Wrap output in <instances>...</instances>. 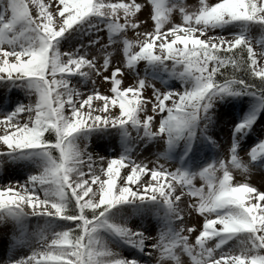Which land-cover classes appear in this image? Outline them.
Segmentation results:
<instances>
[{
  "label": "snow or ice",
  "instance_id": "6c2138e0",
  "mask_svg": "<svg viewBox=\"0 0 264 264\" xmlns=\"http://www.w3.org/2000/svg\"><path fill=\"white\" fill-rule=\"evenodd\" d=\"M172 7H166L165 0H0V74L28 78L36 94L33 104L0 117V142L9 149L51 146L59 154L53 158L45 153L47 165L29 178L33 184L47 186V198L26 185L2 186L0 209H30L60 217L65 215L70 193L78 215L66 218L79 221L78 234L71 230L56 233L18 264H138L135 259L114 256L98 231L111 229L131 237L129 242L142 244L145 238L110 223L104 214L130 199L158 198L181 223L148 245L153 250L150 255L158 253L156 264H184L182 254L192 264H264V185L257 187L233 176V170L251 174V162L264 154V140L250 149L244 162L233 142L227 158L193 173L170 168L159 157L136 161L120 156L101 163L103 158L94 159L73 140L81 129L128 122L141 125L150 136L163 134L161 139L167 137L169 144L182 136L190 139L196 121L218 94L249 90L234 75L217 81L221 69H243L264 83V44L260 40L255 41L257 52L244 35L209 34L210 25L227 20L264 25V0H217L210 5L198 0L192 7H179V23L170 21ZM88 16L104 19L108 42L99 44L94 55L59 51L57 38ZM130 31L135 38H128ZM100 39L97 36L88 43ZM141 59L171 61L177 75L190 79V86L182 91H160L141 78L125 86L126 74ZM76 73L91 79L93 89L88 94L82 96L67 78ZM253 118L242 120L234 132L246 129ZM47 131L55 134L54 142L44 140ZM142 175L146 178L141 179ZM197 175L203 181L199 186L193 182ZM101 208L104 211L96 213ZM88 210L93 211L91 216ZM194 213L203 217L202 226L199 218L185 226L186 214L192 217ZM245 233L237 249L216 251L226 239ZM190 236L195 237L194 244ZM221 236L214 246H208L209 240Z\"/></svg>",
  "mask_w": 264,
  "mask_h": 264
},
{
  "label": "bare ground",
  "instance_id": "6f19581e",
  "mask_svg": "<svg viewBox=\"0 0 264 264\" xmlns=\"http://www.w3.org/2000/svg\"><path fill=\"white\" fill-rule=\"evenodd\" d=\"M141 19L143 20L144 17H141ZM244 30L243 25L235 23L228 24L220 30H210L211 33L209 34L231 36L242 34ZM262 37L263 39L259 40L261 44H264V35ZM90 38L91 33L82 34L80 31H72L71 33L68 32V34L63 33L61 37L57 38L56 46L61 52L76 50L80 53L87 51L89 54L94 55L93 44L86 43V40ZM122 56L121 51V59ZM139 61L135 63L134 69L142 67L141 79L145 80L147 75L149 77L154 76L148 81L154 89L160 91L173 89L182 91L190 86L187 80L176 74L172 68L171 61H163L160 65L151 67L140 66ZM113 63H116V61H113ZM67 78L73 86L80 90L82 96L92 90V81L86 75L82 76L76 73L69 75ZM135 79L136 77L129 71L125 78L126 86L134 83ZM24 85L25 81L17 78L15 74L12 77L0 74V117L15 113L18 108L35 102L36 97L34 95L36 94L32 95L28 93V90L21 89ZM166 103L170 102L166 101ZM252 108L253 102L250 98L241 96L232 98L223 102L213 111L209 117L211 122L206 127L203 135L194 139L192 144L181 145L170 152L160 147L148 146L136 154H130L127 158L141 161L153 160L159 157L161 162L166 161L170 168L184 169V167H190L194 172H198L206 161L215 160L226 154L227 149L232 146L233 142L238 145L237 154L247 156L250 149L257 145L255 140L260 141L264 137V110L261 115V129L258 134L249 132L240 136L242 130L234 132V129L242 120H247L251 117L253 114ZM20 115L26 114L21 113ZM229 120L231 121V126L228 129H222V125L229 122ZM115 126L107 125L81 129L78 132L80 134L78 137L81 138L82 148L91 153L94 159L96 156L103 158L101 163H106L108 159L115 158L121 154L116 135L113 133ZM2 134L3 131L0 130V135ZM180 156L181 158L178 159ZM0 160L5 161L4 165L0 167V187L22 184L26 185L29 190L34 191L41 198H47L44 194V189L47 186L33 184L29 180L31 176L38 175L48 163V158L40 153L36 147L9 149L0 142ZM262 164L264 165V154H260L256 161L251 162L253 169L250 174L251 177L246 178L247 182H251L257 187L264 185V167L261 166ZM84 170L87 171V168L85 167ZM121 171L123 172V169ZM27 175V183H24V180L22 181L21 179L26 178ZM100 175L101 179L106 178L102 173ZM145 178L142 175L141 179ZM117 183H121L119 178H117ZM261 190H264V188ZM184 206V204L181 205V207ZM156 208L161 211H157ZM164 212L166 213L165 215ZM166 216L172 218L176 223H181V220L175 218L172 208L166 205L162 199H130L107 210L105 218L110 223L126 227L130 233L139 234V236L145 238L143 243L129 242L131 237L121 236L107 228L100 229L98 237L116 257L132 258L138 261V264H156L155 256L150 255L153 251L152 249L147 246L150 251L143 252V254H140V251L146 247V243L155 242L154 234L158 225L162 221L167 220ZM197 218H199L202 226L203 217H199L195 213L192 217H188L186 214L185 226H192L191 222ZM64 224L65 222L55 215H48L44 212H32L30 209H25L21 212L17 209V218L0 227V264H18L21 259L30 256L54 234L61 232ZM38 226H41L40 229H38ZM162 234H165V232L163 231ZM108 237L116 242L108 241ZM222 238V236L215 237L209 241L213 242L212 246H214ZM244 239H246L244 234L228 238L216 251L235 250L240 247L241 241ZM189 242L194 244L195 237L190 236ZM181 260L184 261V264H188L182 257Z\"/></svg>",
  "mask_w": 264,
  "mask_h": 264
},
{
  "label": "rangeland",
  "instance_id": "374dc122",
  "mask_svg": "<svg viewBox=\"0 0 264 264\" xmlns=\"http://www.w3.org/2000/svg\"><path fill=\"white\" fill-rule=\"evenodd\" d=\"M112 2H117V0H112ZM138 2H140V0H138ZM213 2H217V0H206V3H208L209 5ZM197 3H198V0H165L166 7L169 5L174 6V7H172V10L170 12V21L173 23L181 22V16L178 13L179 7L180 6L192 7ZM104 23H105V21L101 17L88 16L85 19H83L82 21L73 25L71 28L67 29L64 33L68 34V32L71 33L72 31H80V32H82V34H86V33L90 34L91 33V38L87 39L86 43H88L90 40L95 39L97 36H100L101 37L100 41H98L96 44H93V49H94L93 53L96 54V51H97L99 44H101V43L106 44L108 42V39H109V33H108L107 29H104L102 27V25ZM235 23H238V24H241L244 26V29H245L244 32L242 34H239V35H244L248 39L252 40L254 49L257 52H259L260 51L259 46L255 43V41L259 40V39L260 40L263 39L262 35H264V25H261V24L255 23V22L227 20L225 22H222V23H219L216 25H210L209 30H220L228 24H235ZM128 38L129 39L135 38V33L130 31L128 33ZM113 46H115V45H113ZM121 47H122V45H121ZM161 63H162L161 61H148L145 59H141L139 61L140 66H144V67L158 66ZM134 65L132 66L130 73L136 78H142V67L139 69H134ZM16 77L23 79L25 81V85L21 89L28 90V93H30L32 95L35 94V90L32 87H30L28 78L18 77V76H16ZM153 77L154 76L149 77L147 75V77L145 78V81L148 82ZM183 78L185 80H187L189 82V85H190V83H191L190 79H188L187 77H183ZM124 84L126 86L125 80H124ZM97 87H100V82H98ZM91 88L93 89V84H91ZM248 89H253V88H248ZM100 90L102 92H106L105 88H100ZM148 91H152V88H149ZM252 91L253 90H248V91L241 90V91L236 92V93H229L228 92V93L218 94V96L212 100L211 107L207 110L206 113H204L203 118L198 119L196 121L195 126L193 128L192 137L189 139L187 137L182 136L180 138H177L172 144H169L167 142V137H165L164 139H161V136L163 134H161V136H150V135L146 134L141 125H133L131 122H128L124 125H116L114 127L113 133L116 135L119 151L121 153V154L117 155L116 157H120V156L129 157L130 154L131 155L136 154L137 152L141 151L143 148L148 147V146L149 147L154 146L157 148L160 147V148L166 150L167 152H170L171 150L177 149L181 145L192 144V141L194 139L199 138L203 135L206 127L211 122L209 117H210V115H212L213 111L216 108H218L223 102H225L227 100H231L232 98L239 97V96L248 97L252 100V102H253V108H252L253 114L251 115V117H254L253 119H251V122L248 124L246 129L242 130V133L240 134V136H242V134L249 133V132H254V133L258 134L259 130L261 129L260 119H261L262 112L264 110V96H261L260 94L257 95L258 91H256V90H255L256 92H252ZM34 96L36 97V95H34ZM117 109H118V105H117ZM230 126H231V121L229 120V122H226L222 125V129H228ZM78 135H80L78 132L75 133L73 136V140L78 147H83V145L81 143V138L78 137ZM54 136H55V134H54ZM55 139H56V136H55ZM261 140H264V137H262ZM260 141H258L256 139L255 143L258 144ZM51 148L50 147H36V149L40 153H42L45 157L48 158V155L45 154V153H48L53 158H58V155H59L58 150L55 147H51ZM239 157H240L241 162H244L246 159H248V157L244 154H240ZM180 158H181V156L178 157V159H180ZM221 158H227V157L224 154L222 157H219L215 160L214 159L208 160L204 164H202V166L199 168V170L204 168L205 166H207L209 163L219 161ZM4 163H5L4 160H0V167L3 166ZM261 166L264 167L263 164ZM183 170H185L189 173L194 172L190 167H184ZM233 176L237 181H240V182H245V181H247L246 178L251 177L250 175H245V174H242L240 172H238V174H237V172L235 170H233ZM193 182L197 186H199L201 183H203V181H201V179L198 175L194 178ZM68 196L71 197V194L69 193ZM74 202H75V200H74ZM156 210L161 211L158 208H156ZM102 211H104V209ZM106 212L104 214L105 217H106ZM165 214L166 213L164 212V215ZM164 215H163V218H164ZM16 218H17V209H15V208H13L11 210L10 209H0V227L5 225L9 221L16 219ZM59 218L65 222V224L61 228V232L65 231V230H70V228H74L79 223L78 220L67 219L65 216H60ZM179 225L180 224L173 221L172 218L167 217V220L162 221V223L160 225H158L156 233L154 234L155 240L157 237L162 235L163 231L165 233H171V232L175 231V229ZM40 227L41 226H38V229H40ZM244 235H245V237H247L248 234L245 233ZM108 241L116 242L115 240H112L110 237H108ZM207 243H208L209 247H212L213 242L208 241ZM150 244H152V243H146L145 244L146 247H144V249H142L140 251V254H143V252H146V251L147 252L150 251L147 248V246ZM153 256H155V258L157 259L158 253L153 255ZM181 257L185 260L186 263L192 264L190 261V257H188L187 254H182ZM127 259H130V258L127 257Z\"/></svg>",
  "mask_w": 264,
  "mask_h": 264
},
{
  "label": "trees",
  "instance_id": "16d2710c",
  "mask_svg": "<svg viewBox=\"0 0 264 264\" xmlns=\"http://www.w3.org/2000/svg\"><path fill=\"white\" fill-rule=\"evenodd\" d=\"M237 51H239V50H237ZM241 54L243 56H246V51L242 52ZM229 75H234L238 79H243L246 82V85L248 86V88H253V89H249V90H253L252 92L258 91V93L261 96H264V83H262L257 78L251 76L250 73L245 72L243 69H241L240 71L233 72L232 66H226L225 68L221 69L220 73H217L216 80L222 81V80L226 79L227 76H229ZM229 93H236V92H229ZM43 138L45 141H50V142L55 141V136H54V133L52 131L45 132ZM49 147L51 148V146H49ZM65 204H66L65 215H64L65 217L78 215V209H76L75 202L70 196H68L66 198ZM102 210H103V208L95 210V211H96V213H99ZM86 214L91 216L93 214V211L88 210L86 212ZM70 230L74 234H78V232H79V229L77 228V226H75L74 228H70Z\"/></svg>",
  "mask_w": 264,
  "mask_h": 264
}]
</instances>
